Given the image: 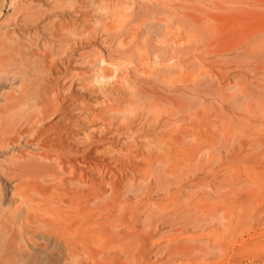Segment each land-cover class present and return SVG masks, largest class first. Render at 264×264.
<instances>
[{
  "label": "rangeland",
  "instance_id": "374dc122",
  "mask_svg": "<svg viewBox=\"0 0 264 264\" xmlns=\"http://www.w3.org/2000/svg\"><path fill=\"white\" fill-rule=\"evenodd\" d=\"M0 64V264H264V0H0Z\"/></svg>",
  "mask_w": 264,
  "mask_h": 264
},
{
  "label": "bare ground",
  "instance_id": "6f19581e",
  "mask_svg": "<svg viewBox=\"0 0 264 264\" xmlns=\"http://www.w3.org/2000/svg\"><path fill=\"white\" fill-rule=\"evenodd\" d=\"M163 27H164V25H163ZM162 39V38H161ZM147 49V48H146ZM110 62H112V61H110ZM116 63V62H115ZM119 63H117V65H118ZM122 65V64H121ZM3 71V69H1V64H0V72H2ZM8 73V76L6 77V79H8L11 83H13V80H14V78H15V75H14V73L13 72H11V71H8L7 72ZM1 74L2 73H0V76H1ZM1 78V77H0ZM114 91V90H113ZM112 104V103H111ZM87 112V111H86ZM91 112V111H90ZM74 209V208H73Z\"/></svg>",
  "mask_w": 264,
  "mask_h": 264
}]
</instances>
